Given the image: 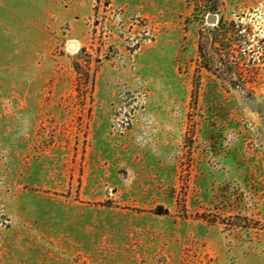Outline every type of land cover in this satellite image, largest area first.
<instances>
[{
  "label": "rangeland",
  "instance_id": "374dc122",
  "mask_svg": "<svg viewBox=\"0 0 264 264\" xmlns=\"http://www.w3.org/2000/svg\"><path fill=\"white\" fill-rule=\"evenodd\" d=\"M194 1L0 0V264H264V0Z\"/></svg>",
  "mask_w": 264,
  "mask_h": 264
},
{
  "label": "trees",
  "instance_id": "16d2710c",
  "mask_svg": "<svg viewBox=\"0 0 264 264\" xmlns=\"http://www.w3.org/2000/svg\"><path fill=\"white\" fill-rule=\"evenodd\" d=\"M106 1L109 2V0ZM194 2L196 11L203 15L216 11L219 6V0H195ZM243 30L242 25L229 23L223 18H220L217 25L212 28L204 27L198 38L199 67L214 75H220L224 71L230 73L242 70L240 60L232 63L230 59L234 57L235 52L233 42H237L238 48L243 43L246 44L243 35L240 34ZM76 66L78 67V64Z\"/></svg>",
  "mask_w": 264,
  "mask_h": 264
},
{
  "label": "water",
  "instance_id": "95a60500",
  "mask_svg": "<svg viewBox=\"0 0 264 264\" xmlns=\"http://www.w3.org/2000/svg\"><path fill=\"white\" fill-rule=\"evenodd\" d=\"M216 17L214 16V15H211L209 18H208V22L209 23H211V24H214V23H216ZM70 48L71 49H76V46H75V44H71L70 45Z\"/></svg>",
  "mask_w": 264,
  "mask_h": 264
}]
</instances>
